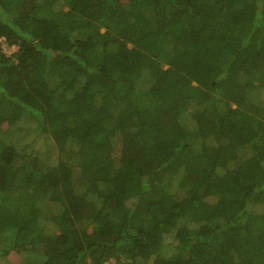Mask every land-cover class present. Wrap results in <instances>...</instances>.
<instances>
[{"label": "trees", "instance_id": "1", "mask_svg": "<svg viewBox=\"0 0 264 264\" xmlns=\"http://www.w3.org/2000/svg\"><path fill=\"white\" fill-rule=\"evenodd\" d=\"M0 39V264H264V0H0Z\"/></svg>", "mask_w": 264, "mask_h": 264}, {"label": "rangeland", "instance_id": "2", "mask_svg": "<svg viewBox=\"0 0 264 264\" xmlns=\"http://www.w3.org/2000/svg\"><path fill=\"white\" fill-rule=\"evenodd\" d=\"M0 46L3 49V51L9 56L12 55L13 53H15L17 51L16 47L13 46H9L6 41L4 39H0ZM29 126V123L26 121V126ZM27 129V128H26ZM29 138L33 139V133H30L28 135ZM17 136H15V141L17 140ZM34 140V139H33ZM47 139L41 140L38 139V141L34 140L30 146V148H26L25 150L30 151V149L32 148L34 142L36 143V148L39 149V154L40 156L49 164H52L53 162H55V158H56V147L51 144L50 142L46 141ZM121 149L118 148L116 155L117 157L120 156L121 154ZM174 251H171L168 253V255L173 254ZM7 264H19L20 261V257L18 255H12L10 258H8L6 260ZM5 262H3L2 264H6Z\"/></svg>", "mask_w": 264, "mask_h": 264}, {"label": "built area", "instance_id": "3", "mask_svg": "<svg viewBox=\"0 0 264 264\" xmlns=\"http://www.w3.org/2000/svg\"><path fill=\"white\" fill-rule=\"evenodd\" d=\"M103 264H112L111 262H105V263H103Z\"/></svg>", "mask_w": 264, "mask_h": 264}]
</instances>
